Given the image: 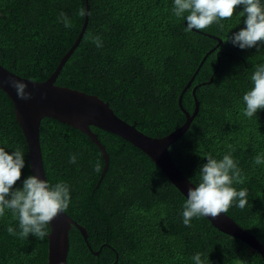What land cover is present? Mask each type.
Instances as JSON below:
<instances>
[{
    "label": "trees",
    "instance_id": "obj_1",
    "mask_svg": "<svg viewBox=\"0 0 264 264\" xmlns=\"http://www.w3.org/2000/svg\"><path fill=\"white\" fill-rule=\"evenodd\" d=\"M173 4L174 0H0V64L23 78L46 82L88 18L82 41L56 85L98 96L119 118L153 138L166 137L184 125V110L193 114L198 101L200 109L188 131L169 153L196 185L206 158L222 159L231 146L243 177L242 184L233 186L248 190L249 203L243 210L233 205L226 214L264 245V163L254 162L257 155L264 156V109L251 118L243 115V95L252 87L255 66L264 64V45L240 49L231 43L229 37L245 27L243 6L221 22L222 30L213 24L185 32L187 21L173 15ZM81 8L83 17L78 15ZM60 12L72 20L71 28L59 21ZM89 33L99 35L103 47L86 39ZM15 119V106L0 88V148L11 154L19 147L26 161L14 189L32 175L28 141ZM39 128L46 178L50 184L64 181L70 186L66 212L88 233L86 242L72 227L67 264H195L198 252L204 264H264L257 251L219 231L207 217L185 227L186 196L123 137L90 126L109 155L102 177L105 160L88 135L47 117ZM73 154L76 163H70ZM9 226L19 231L17 217L6 210L0 217V264H49L48 236L20 239L8 234Z\"/></svg>",
    "mask_w": 264,
    "mask_h": 264
},
{
    "label": "clouds",
    "instance_id": "obj_2",
    "mask_svg": "<svg viewBox=\"0 0 264 264\" xmlns=\"http://www.w3.org/2000/svg\"><path fill=\"white\" fill-rule=\"evenodd\" d=\"M238 6H243L240 16L245 17L243 21L245 27L233 33L229 39L240 49L256 47L258 50L260 45H264L262 0H174L172 11L174 16L187 21L185 32H192L193 29L205 30L213 24L222 30L224 24L221 22L231 19ZM78 15L83 17L84 9L81 8ZM58 19L65 28L73 26L72 20L64 12L59 13ZM86 39L97 48L103 47L99 35L89 33ZM250 80L252 87L243 95V102L246 105L243 115L248 118L256 115L258 110L264 109V64L255 66ZM3 82L15 90L18 99L24 101L32 99V93L26 91V83L12 78ZM232 151L234 150L229 146V152L222 159H215L209 155L206 158L207 162L200 167L198 182L195 187L188 188L187 199L183 204L182 222L185 227H192L193 219L209 216L216 218L221 213H226L233 205L241 210L248 205V190L246 188L237 190L233 186L242 184L243 177ZM76 161L77 156L71 155L70 163ZM254 162L257 165L264 163V156L257 155ZM25 164L24 153L19 147L11 154L0 148V217L6 214V210H10L17 217L19 231L9 226L7 232L10 236L28 239L31 234L43 240L48 236L49 223L60 213L68 210L71 204V189L64 181L50 184L48 180L41 179L35 174L25 178L21 188L14 189V185L21 179ZM99 168L97 162L95 170L99 171ZM201 256L202 253H196L193 257L195 264H204Z\"/></svg>",
    "mask_w": 264,
    "mask_h": 264
},
{
    "label": "water",
    "instance_id": "obj_3",
    "mask_svg": "<svg viewBox=\"0 0 264 264\" xmlns=\"http://www.w3.org/2000/svg\"><path fill=\"white\" fill-rule=\"evenodd\" d=\"M87 26L88 18L84 25L83 32L86 30ZM83 32L82 34H84ZM82 34L63 57L56 72L46 82L38 83L23 79L8 71L0 64V88L8 95L15 106V120L28 141L32 174L47 180L39 128L41 121L47 117L55 119L60 123L67 124L88 135L103 154L105 167L102 177H104L109 168V155L98 139V136L90 129V126L117 134L146 153L163 171L169 181L187 198L188 188L195 187V185H193L175 165L169 153V148L188 131L189 126L200 109V103L196 101V110L193 114L184 110L187 115V121L184 125L177 128L175 132L163 138H153L140 132L135 128V125L128 124L126 121L119 118L110 107V104L98 96L57 86L56 81L61 70L80 45L83 38ZM207 56L202 60L200 67L204 64ZM9 78L26 83V91L32 93V99L28 101L18 99L15 90L3 82ZM192 81L186 86L180 97V107H182L183 95L191 87ZM207 218L219 231L248 244L253 250L257 251L264 260V245L255 236L240 227L229 215L221 213L216 218L210 216ZM49 224L51 233L48 235V263L67 264L72 227L75 226L80 231L86 242L88 239L87 230L79 225L67 212L60 213ZM88 247L91 248L90 245H88Z\"/></svg>",
    "mask_w": 264,
    "mask_h": 264
}]
</instances>
